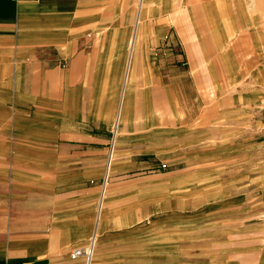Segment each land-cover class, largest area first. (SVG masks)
Instances as JSON below:
<instances>
[{"label": "crops", "instance_id": "1", "mask_svg": "<svg viewBox=\"0 0 264 264\" xmlns=\"http://www.w3.org/2000/svg\"><path fill=\"white\" fill-rule=\"evenodd\" d=\"M136 3L0 0V264H85L70 255L92 243L91 264H264V230L224 228L225 206L254 211V167L199 180L221 214L175 229L213 134L264 127L236 87L260 55L254 19L208 0L142 22Z\"/></svg>", "mask_w": 264, "mask_h": 264}, {"label": "rangeland", "instance_id": "2", "mask_svg": "<svg viewBox=\"0 0 264 264\" xmlns=\"http://www.w3.org/2000/svg\"><path fill=\"white\" fill-rule=\"evenodd\" d=\"M193 1H208V0H143V6H142V13L141 16L142 22H147L149 20L148 17H150L149 12L150 9H153L155 14L159 11H161L162 8H164V11L171 12L173 9L176 10L178 8H182L183 6L189 5ZM213 1V0H211ZM222 4L224 6H228L230 2V8L231 11L236 13L239 12L240 14L243 12V14L248 13L253 19V23L249 25L250 29L254 32L255 37L258 40V45L260 46V55L257 56L255 59L257 63L256 69L252 72V75L248 77L245 76L238 82V86L236 85L238 90H241L244 95H250L254 96V100L252 101L255 103L258 107L257 110L264 109V0L259 2V0H221ZM255 2V3H254ZM263 3V4H262ZM256 4V5H254ZM258 4L260 5L258 6ZM137 10L139 9V0H137L136 3ZM168 8V9H165ZM148 12V13H147ZM239 13H236L239 15ZM143 18V19H142ZM240 20V19H239ZM168 40V39H167ZM170 40V39H169ZM129 54V53H128ZM132 69V68H131ZM134 69V68H133ZM132 69V70H133ZM218 129V128H217ZM238 132L235 133H228L231 132V128H222V130L217 133H214V140L215 137L220 138L219 142L215 143V141H211L210 146H213L215 149H210L211 152H203L204 162L201 167H203L202 170L204 174H196L191 175V191L190 196L187 194L189 198H187L185 201L188 203H185L184 205L181 204L182 201L177 199V196H179V193L182 196V192H176V223H175V229L176 231H182V230H191L199 228L200 230H203L204 223L206 220H209V224H207L208 227H214L213 225V219L218 215L221 214V212H216L215 214L210 215L213 210V207L206 208L204 206L200 207V198L203 196H206L207 193L204 190H201L200 185L198 184L199 180H207L210 182V179L214 176H217L216 168L220 167H235L239 168L238 170L245 169L246 167H254L255 169V175H256V185H262L263 181L261 180L264 176V127H239L237 128ZM117 132V129L115 128L113 134L115 135ZM119 133H117V136L119 138ZM236 135V136H234ZM251 136H253V141L251 142ZM115 137L112 138V142L110 143L109 147V158L107 160V167L109 164V159H111L112 153L114 154V157L112 159V163L115 159V149L117 144H114ZM251 145H254L251 147ZM115 147V148H114ZM250 150H254V158L253 155L250 154ZM163 168H166V165L162 164ZM217 171L215 174H210L211 172ZM260 179V180H259ZM108 181H103L104 185H108ZM214 181H211L210 183H213ZM259 182V183H258ZM194 183V184H193ZM105 187V188H106ZM255 198L252 199L253 205H254V211L246 212L247 204L244 203L243 205L237 206H230L227 205L223 208L224 212H233L237 213L238 216H232L234 218L233 220L229 221L230 217H225L224 220V228L228 224L234 225L236 222H246L247 224H254L255 230H264L262 228L264 226V188L258 187L255 190ZM209 200V199H208ZM251 202V203H252ZM180 203V205H179ZM203 204V203H202ZM182 210H185V213L182 212ZM244 210L243 213L241 211ZM189 211V212H188ZM198 211H202L201 213L197 214ZM208 212V217L205 218L204 212ZM161 212H159V215ZM197 214V215H196ZM223 214V212H222ZM231 214V213H229ZM184 215L185 223L182 222V219H180V216ZM190 215V228L186 227V220L189 219ZM200 215H203V217H199ZM210 216H213L210 218ZM239 217V218H238ZM205 218V219H204ZM228 220V221H227ZM183 224H185V228H183ZM166 241V240H164ZM182 243V238L176 240V244ZM166 243L164 242V245ZM85 244L84 246H86ZM90 246V245H89ZM88 246V247H89ZM186 247V245L184 246ZM78 248V247H77Z\"/></svg>", "mask_w": 264, "mask_h": 264}, {"label": "built area", "instance_id": "3", "mask_svg": "<svg viewBox=\"0 0 264 264\" xmlns=\"http://www.w3.org/2000/svg\"><path fill=\"white\" fill-rule=\"evenodd\" d=\"M92 251L91 248L88 246H84V247H79V248H75L72 252H71V259H78V258H83L85 261V264H91V258H92Z\"/></svg>", "mask_w": 264, "mask_h": 264}, {"label": "bare ground", "instance_id": "4", "mask_svg": "<svg viewBox=\"0 0 264 264\" xmlns=\"http://www.w3.org/2000/svg\"><path fill=\"white\" fill-rule=\"evenodd\" d=\"M258 1V0H257ZM263 1V0H262ZM259 2H261V0H259ZM255 3V2H254ZM263 4V3H262ZM254 5H256V4H254ZM260 4H258V6H259ZM260 7H261V5H260ZM141 14V13H140ZM135 48V40H134V35L132 36V38H131V41H130V46H129V53H130V56L132 55V52H133V50H135L134 49ZM117 119V118H116ZM90 248H91V251L93 252V243L89 246ZM92 254V253H91Z\"/></svg>", "mask_w": 264, "mask_h": 264}]
</instances>
